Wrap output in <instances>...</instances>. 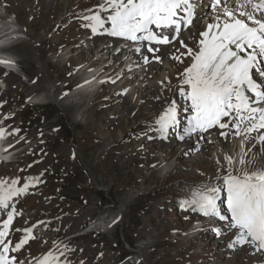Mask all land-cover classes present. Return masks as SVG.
<instances>
[{
    "label": "rangeland",
    "instance_id": "rangeland-1",
    "mask_svg": "<svg viewBox=\"0 0 264 264\" xmlns=\"http://www.w3.org/2000/svg\"><path fill=\"white\" fill-rule=\"evenodd\" d=\"M28 1L35 7H29ZM104 1L61 0V14L55 13L53 20L50 7L41 11L36 5L37 0H0V15L11 14L12 20L7 19L16 23L13 27L21 31V40L13 41L16 45L11 48L19 72V76L14 77L17 78L15 85L0 78V128L5 130V139L10 143L25 147L19 162L14 161L0 170V180L10 182L16 179L18 187L27 183L28 190L34 195L30 197L24 193L14 198L9 209H0L1 220L14 204V216L17 217V224L13 227L15 237L19 235L22 239L26 235L25 229H32L34 238H30L32 248L26 252L27 259L43 260L51 254L58 257L59 264H263L264 251L258 252L254 247V251L244 250V245H236L234 249L228 247L235 239V230L228 227L229 221L208 225V217L180 207V200L193 187L185 183L187 175L193 174L198 176V181L192 184L204 180L220 181L215 186L221 187L220 199L223 197L224 202L218 203L221 213L230 219L227 193L222 187L226 173L217 176L221 167L215 166V160H212L224 152H231L232 148L215 144L207 152L194 151L191 157L186 151L181 160L178 154L169 155L180 149L182 152L181 145H176L173 150L169 141H176V133L183 134L190 116L189 105H185L188 101L180 97L178 88L182 86L185 91L189 90L182 84L181 76L192 62L190 56L183 55L186 48L178 42L167 51L162 50L166 56L159 54L162 66L155 74L143 78L149 69V63H144L141 68L136 66L133 73L138 75V80L137 77L129 80L133 74L126 73L115 83L97 90L96 97L78 96V91H87L85 83L80 80L82 76H94L106 64L94 68V57L80 53L93 46L92 38L106 36L93 35L82 19L87 14H94ZM211 13L207 11L193 28L183 34L182 39L188 47L198 48L201 37H198L200 30L195 27ZM116 39L121 45L123 38ZM110 40L105 39L102 47L113 45ZM126 51L129 56L131 49ZM137 56L131 55L121 67L131 65ZM174 56L180 59H173ZM108 57L106 54L105 61ZM89 65L92 68L85 71ZM160 76L166 85L168 82L167 102L158 113L147 116L151 117L150 122L145 121L137 106L142 99L150 106L151 101L144 98L142 87L144 84L151 87ZM141 79H145L144 84L140 83ZM125 90L126 94H122ZM122 95L136 106L134 110L122 106L125 105ZM172 102H175L180 124L169 129L171 134L166 135V139H161L154 117H159ZM14 129L19 132L12 134ZM153 136L155 139L151 141ZM242 140L243 136L229 138L231 146H238L237 152H231L234 159H239ZM192 141L195 149L203 138L193 136ZM253 144L257 145L255 139L245 142L244 150L248 153L249 149L254 150ZM258 148L260 159L264 160L261 147ZM133 150L140 154L128 158L121 155ZM37 152H43V157L47 155V158L41 160L34 171L29 158L36 157ZM168 156L171 157L166 158ZM153 157L157 163L149 164L148 159ZM258 165L254 163L248 167L250 170L259 166L264 168V163ZM207 166L210 169H206ZM38 179L40 187H31ZM37 212H43L41 216L50 223L40 219ZM118 217L119 221L113 224ZM211 220L214 222L215 218ZM54 224L58 226L56 229ZM219 224L224 228L217 234L214 228ZM207 226L212 230H205Z\"/></svg>",
    "mask_w": 264,
    "mask_h": 264
},
{
    "label": "snow or ice",
    "instance_id": "snow-or-ice-1",
    "mask_svg": "<svg viewBox=\"0 0 264 264\" xmlns=\"http://www.w3.org/2000/svg\"><path fill=\"white\" fill-rule=\"evenodd\" d=\"M99 7L109 13L106 20L98 12L82 17L93 35L107 34L134 42L140 45L134 49L137 54L143 52L147 42V52L154 54L160 48L152 45L171 44L179 37L182 25L187 29L192 24L200 0H105ZM211 8H219L223 15H216L213 22L207 23L206 30L199 33L197 49L188 47L183 39L178 40L187 49L183 55L192 60L181 74L182 84L189 90L178 86L180 95L190 101L191 110L187 127L179 139L197 135L211 143L212 130H216L226 141L241 136L243 140L239 159L224 157L227 171L222 183L227 193L230 219L221 213L218 203L221 187L210 183L189 189L180 200V207L204 217L229 221L228 227L235 230V239L229 243V248L247 244L258 252L264 251V168L250 170L248 166L255 157L246 159L248 152L243 147L245 142L255 139L264 153V131H261L264 130V0H213ZM6 15L12 20L11 14ZM106 24L110 27H105ZM172 58L180 59L178 56ZM153 59L161 62L158 55ZM144 62L149 63L147 56ZM0 64L14 65V61L0 60ZM122 94H126V90ZM155 124L161 139H166L168 130L180 124L175 102L169 104ZM18 132L19 129H14L12 134ZM4 133L0 128V138ZM253 133L257 136L253 137ZM255 147L253 144L252 148ZM217 164L220 165L219 160ZM18 183L16 179L0 180V209H9L14 198L27 192L29 184L18 187ZM15 212L13 204L0 228V264H23L10 253L18 252L34 238L32 229H25L24 239L10 247L11 241L6 237ZM119 219L112 223L116 224ZM215 231L220 234L221 228ZM40 264H59V259L49 254Z\"/></svg>",
    "mask_w": 264,
    "mask_h": 264
},
{
    "label": "bare ground",
    "instance_id": "bare-ground-1",
    "mask_svg": "<svg viewBox=\"0 0 264 264\" xmlns=\"http://www.w3.org/2000/svg\"><path fill=\"white\" fill-rule=\"evenodd\" d=\"M16 1H18V0H16ZM22 1V0H21ZM37 6H39V7H41V11H43L44 10V8H49L50 7V12H52L53 14H54V16L52 17V19L54 20L55 18H56V14L55 13H58V12H60V14H61V8H62V6H63V3H61V0H37ZM201 3H202V7H201V10L199 11L198 10V13H197V15H196V18H195V23H196V21H198L199 20V18L200 17H202V16H204L205 14H206V12H207V10L209 9V7L211 6V4L213 3V0H201L200 1ZM104 3H105V1H104ZM28 5H29V7H31V8H33V7H35V5H32L31 4V1H28ZM96 5H98V4H96ZM222 7H223V5H222ZM221 7V8H222ZM44 12V11H43ZM50 12H48V13H50ZM100 13L101 14V16H102V18H104L105 20L107 19V16H108V12L107 11H102L101 10V8L100 7H98L97 9H95V11L93 12V13ZM212 14H215V16L216 15H223L222 14V12L220 11V9L219 8H217L216 10H213L212 9ZM88 15V14H87ZM91 15V14H90ZM200 15H202V16H200ZM45 16H47V15H45ZM200 16V17H199ZM215 16L213 17V15H210V16H208V17H206V19H204L203 21H200V22H198V24H197V27H195V29H197V30H200L199 32H201V31H203V30H206V25H207V23H210V22H213L214 21V18H215ZM194 23V24H195ZM105 27H110V24H106L105 25ZM47 28V27H46ZM198 32V33H199ZM106 36L105 37H102V36H100L99 38H92L91 39V41L93 42V46L91 47V48H88V49H86L87 51H85V49L83 50H81L80 51V53L83 55H88L89 57H94V61H93V63H92V67H94L95 65L97 66L98 64H105V63H107L110 59H111V54H112V46L114 45L115 46V44L117 43V39L116 38H118V37H109V35H107V34H105ZM199 35V34H198ZM96 37V36H95ZM199 38H200V36H198ZM107 38H109V39H111L110 40V42L113 44V45H109V46H103L102 47V45H101V43L103 42V41H105V39H107ZM0 39H2V38H0ZM90 39V38H89ZM99 42H100V45H99ZM19 45V44H18ZM170 47H166L165 48V51H167L168 49H169ZM134 50V49H133ZM131 51L130 52V54H129V56H128V52L126 51V48H123L122 49V51L121 52H119V53H117L116 54V56H114V57H117V59H116V61H118V62H120V63H123V62H125V60L126 59H123V57L125 56V57H127V59H129L130 58V56L132 55H138L137 57H135V58H133L134 60H135V62L134 63H132L131 64V66H130V68L129 69H131V70H128L127 71V73H129V74H133L134 73V71H135V68H136V66H138L139 68H141V65H143L145 62H144V56H147L148 57V59L149 60H151L152 58H153V54L151 55L150 53H148L147 52V48H144L143 49V52L141 53V54H137L136 52H134V51ZM165 51L163 52V53H161L163 56H166V53H165ZM170 51V50H169ZM165 53V54H164ZM168 53V52H167ZM106 54H108L109 55V57L106 59V61H105V55ZM122 54H124V55H122ZM159 56V55H158ZM161 56V55H160ZM105 61V62H104ZM132 61V60H131ZM153 62L155 61L154 59L152 60ZM152 61H149V69H148V71H146L145 72V75H144V77L143 78H145V77H147V76H149V75H151V74H155V72L156 71H158V69H160L161 68V64L159 63V62H156L155 61V63H152ZM175 62V61H174ZM174 65H175V63H174ZM91 65H89L88 66V68L85 70V71H89L91 68ZM144 67H145V65H144ZM95 68V67H94ZM98 68V67H97ZM96 68V69H97ZM138 68V69H139ZM98 70V69H97ZM96 70V71H97ZM93 72V71H92ZM83 75V74H82ZM84 76V77H83ZM82 76V78L80 79L81 80V82L82 83H85V81H91V80H96L97 79V77H98V75H96V76H93V77H90V78H87V76H88V74H87V76L86 75H83ZM14 77H16L13 73H8V72H6V71H4V70H2V69H0V78H6L12 85H15V82H16V80H17V78H14ZM135 77H137V80H138V75H136V74H133V76H131L130 75V77H129V80H134L135 79ZM154 78V77H153ZM118 80V79H117ZM137 80L135 81V82H137ZM145 79H141V81H140V83L142 82L143 84H144V81ZM163 81V78H162V76H160L159 78H157V79H155V84L153 83V85L151 86V87H146L147 85H143V87H142V89L144 90V93H143V96H144V98L147 100H150L151 101V106L147 103V101H145V100H143L142 98V103L140 104V105H138L137 107H139V111H141V113H142V115H143V117L145 118V121H151V117H149V118H147V116L149 115V114H151V113H153V112H156V113H158L159 112V110L162 108L161 106L163 105V104H165L166 102H167V99H165V97H166V93H167V91H168V82H167V85H166V82L165 81H163V83H161ZM173 82V81H172ZM109 83H111V81H109L106 85H108ZM125 83H127L126 81H125ZM86 84V83H85ZM150 84V83H149ZM18 87V86H17ZM182 87V86H181ZM103 87H101L100 88V90L102 89ZM176 88V87H175ZM149 91H150V93H149ZM99 91H94V92H90V93H88L87 91H78V96L81 94V95H83V96H94V97H96L99 93H98ZM141 93H142V91H141ZM142 96V95H141ZM113 97V96H112ZM110 99H111V97H110ZM121 99H122V101H123V103L125 104V105H122V106H124V108H126V109H128L129 111H132V110H134L135 108H136V106L130 101V99L128 98V97H123V95L121 96ZM188 101V100H187ZM167 105V104H166ZM157 116V115H156ZM155 118V120L156 119H158V117H154ZM153 119V118H152ZM183 129V128H182ZM172 132H174V128L172 129ZM179 132V131H178ZM215 132H216V130H212V135H211V143H208V142H206V139H204L203 138V141L201 142H199V146L197 147V148H199L200 150H202V151H204V152H207V150L209 149H211V146H215V144H218V146H227V147H230V150H231V148H232V151H236L237 152V150H238V146H236L235 147V144H233V146H231L230 144H229V140H225L223 137H220L219 135H216L215 136ZM181 133V132H180ZM171 134V131H169V135ZM256 135L257 134H255V136L254 137H256ZM114 136V135H113ZM174 136V135H173ZM181 135H179V134H177L176 135V141L174 140V139H172V140H170L169 141V145L173 148V150L174 149H176V145H181L180 147H182V152H181V149L180 150H178V151H176V152H174V153H170L169 155H176V154H178V159L179 160H181V157H182V155H184V153L187 151L188 153V156H193V154H194V151H197L196 149L197 148H195L194 149V146H193V144H192V138L191 139H184V140H181V139H179V137H180ZM205 136H207V134H205ZM175 137V136H174ZM104 138V137H103ZM106 138V137H105ZM110 138V137H109ZM126 138V137H125ZM125 138H122V139H125ZM153 139H155L154 138V136H153V138L151 139V141L153 140ZM121 140V139H120ZM179 140V141H178ZM118 143H120V142H118ZM147 143V142H146ZM15 145L16 146H19L18 145V143H15ZM258 146H260L258 143H257V145H256V148L254 149V150H251V151H249V153H248V156H247V158L246 159H252L253 158V156L255 157V159H254V162L252 163V164H256V165H260V164H262V163H264V160L263 159H260V153H259V151H258ZM39 147H42V145H40ZM164 147V146H163ZM170 147V148H171ZM261 147V146H260ZM155 148V147H154ZM247 149H249V148H247ZM165 150V149H164ZM168 150V149H167ZM188 150H190V152L188 151ZM166 151V150H165ZM169 151V150H168ZM191 151H193V152H191ZM231 151V152H232ZM152 152H157V150L156 149H152ZM163 152V151H162ZM230 151H228V152H224V153H222V154H220L219 156H218V158L217 159H213L212 161H214L215 160V162H214V164H215V166H217V167H221V169L219 170L220 172L217 174V176L218 175H220V174H222V173H226V171H227V169H226V162H225V160H224V157H225V155H229V156H232L233 157V155H232V153H231ZM140 154V152L138 151V150H133L132 152H123L121 155H123L124 157H126V158H128L129 156H131V155H134V154ZM257 153H258V155H257ZM20 153H18L17 155H19ZM37 155H36V157H30L29 158V160L30 159H32V160H30V164H31V168L34 170V171H36V169L39 167V164H40V162H41V160H45V158H47V155L46 156H44L43 157V152H37L36 153ZM264 154V153H263ZM17 155H15L14 156V159L16 158V156ZM208 155V154H207ZM171 156H168V157H166V158H170ZM256 157H258V159H256ZM262 157H264V156H262ZM234 158V157H233ZM21 159V158H20ZM40 159V160H39ZM28 160V161H29ZM217 160H219L220 161V165H218L217 164ZM148 161H150V163L149 164H151V163H157V160H156V158H151V159H148ZM204 161V160H203ZM13 162L14 161H12L10 164H13ZM47 162V161H46ZM9 164V165H10ZM21 164H22V162H21ZM202 164V163H201ZM204 165H206V164H204ZM258 165V166H259ZM12 166V165H11ZM251 167H253V166H251ZM260 167V166H259ZM258 167V168H259ZM208 168V166L206 167V169ZM257 168V169H258ZM25 169V168H24ZM205 169V170H206ZM208 169H210V168H208ZM209 171V170H208ZM174 172H176V173H178L179 175H181L182 173H180L178 170H175ZM215 172V171H214ZM184 173V172H183ZM172 174H174V173H172ZM186 174V173H185ZM184 174V175H185ZM24 175V174H23ZM214 176V175H213ZM33 177H35V175L33 176ZM40 177V176H39ZM187 177H188V180L185 182V181H183V182H185L187 185H189V186H199V185H202V184H212V185H216V183H217V180L215 181V182H208L207 180H204V181H202L201 183L200 182H198V183H196V184H192L194 181H198V176H193V174H189V175H187ZM183 178V177H182ZM19 179V178H18ZM41 179V178H40ZM201 179V178H200ZM218 179V178H217ZM222 179V178H221ZM20 180V179H19ZM220 180V179H219ZM26 181V180H25ZM181 181V180H180ZM200 181V180H199ZM219 183H220V181L217 183L218 185H219ZM40 184H41V182L39 181V179H38V181L37 180H35L34 182H33V184L31 185V187H33V188H39L40 187ZM222 187H223V185H222ZM32 189V188H31ZM35 193V192H34ZM29 194V196L30 197H32V196H34L33 195V193L31 192V190H27V192H26V195H28ZM18 198V197H17ZM15 200V199H14ZM20 201V200H19ZM39 204V203H38ZM37 205V204H36ZM62 209H64V208H62ZM94 212V211H93ZM2 213H4V211L2 212ZM14 214H16V213H14ZM37 214H38V217H41L40 219H42L43 217L41 216V215H43V212H42V214H40V212H37ZM7 215V214H6ZM70 216H72V215H68V217H70ZM3 217V216H2ZM7 217V216H6ZM5 217V218H6ZM23 217V216H22ZM67 217V218H68ZM111 217V216H110ZM4 218V219H5ZM103 218V217H102ZM114 218V217H113ZM38 219V218H37ZM40 219H39V222H40ZM44 219V218H43ZM69 219H71V218H69ZM111 219V218H110ZM52 220V219H51ZM60 220V219H59ZM37 221V220H36ZM44 221H46V222H49L50 220L49 219H44ZM100 221V220H99ZM114 221V220H113ZM32 222V221H31ZM35 222V221H34ZM38 222V223H39ZM52 222H54L53 220H52ZM105 222V221H104ZM24 223V222H23ZM45 223V222H44ZM50 223V222H49ZM100 223H102V222H100ZM108 223H109V221H108ZM17 224V223H16ZM39 224H41V222L39 223ZM38 224V225H39ZM105 224V223H104ZM107 224V223H106ZM37 225V224H36ZM55 225L56 224H54V227H55ZM99 225V224H98ZM209 225V224H208ZM62 226V225H61ZM227 226V225H226ZM22 227V226H21ZM29 227V226H28ZM56 227H58V226H56ZM56 227L54 228V229H56ZM226 228V227H225ZM15 229H17V228H15ZM228 229V228H227ZM20 230V229H19ZM66 230V229H65ZM212 230V228L211 229H209L208 231H211ZM57 231V230H56ZM19 232V231H18ZM20 232H22V230L20 231ZM19 232V233H20ZM23 232H24V230H23ZM58 232H59V230H58ZM207 232V231H206ZM222 232V231H221ZM226 232V231H225ZM232 232H233V230H232ZM16 233V232H15ZM229 233V232H228ZM57 234V233H56ZM23 235V234H22ZM21 235V236H22ZM19 236V235H18ZM17 236V237H18ZM36 245V244H35ZM30 247V246H29ZM249 247V248H248ZM234 249V248H233ZM243 249L245 250V249H253V247L252 246H250V245H244L243 246ZM243 249H242V251H243ZM239 250V249H238ZM253 251H254V249H253ZM251 258V257H250ZM255 259V258H254Z\"/></svg>",
    "mask_w": 264,
    "mask_h": 264
}]
</instances>
